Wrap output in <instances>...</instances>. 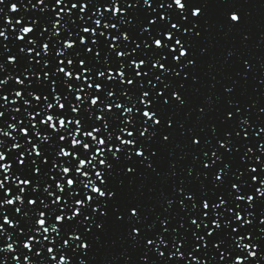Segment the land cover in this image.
Wrapping results in <instances>:
<instances>
[{"label": "snow or ice", "instance_id": "6c2138e0", "mask_svg": "<svg viewBox=\"0 0 264 264\" xmlns=\"http://www.w3.org/2000/svg\"><path fill=\"white\" fill-rule=\"evenodd\" d=\"M0 264H264V3L0 0Z\"/></svg>", "mask_w": 264, "mask_h": 264}, {"label": "water", "instance_id": "95a60500", "mask_svg": "<svg viewBox=\"0 0 264 264\" xmlns=\"http://www.w3.org/2000/svg\"><path fill=\"white\" fill-rule=\"evenodd\" d=\"M217 3H219V0H216ZM240 3H244L245 0H239ZM257 2L259 3H264V0H257ZM212 37L214 39V41L218 42L219 46L217 47L216 49V52L217 54L219 53L220 51V46H224L226 45L227 43H229L230 41H225L224 38L220 35H217L215 33L212 34Z\"/></svg>", "mask_w": 264, "mask_h": 264}]
</instances>
